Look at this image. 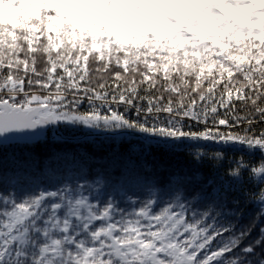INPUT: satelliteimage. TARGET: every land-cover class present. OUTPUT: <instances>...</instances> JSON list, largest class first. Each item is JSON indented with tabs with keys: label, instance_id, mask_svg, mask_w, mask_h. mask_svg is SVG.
<instances>
[{
	"label": "snow or ice",
	"instance_id": "1",
	"mask_svg": "<svg viewBox=\"0 0 264 264\" xmlns=\"http://www.w3.org/2000/svg\"><path fill=\"white\" fill-rule=\"evenodd\" d=\"M98 2L42 0L56 11L44 12L48 33L74 22L69 8ZM191 3L215 37L191 67L62 51L31 26L0 32V264H264V226L253 238L256 222L237 228L228 210L247 174L259 191L244 194L264 216V35L231 43L245 26L264 33V0ZM201 142L253 160H228L207 181L164 162ZM212 159L223 167L227 157Z\"/></svg>",
	"mask_w": 264,
	"mask_h": 264
},
{
	"label": "clouds",
	"instance_id": "2",
	"mask_svg": "<svg viewBox=\"0 0 264 264\" xmlns=\"http://www.w3.org/2000/svg\"><path fill=\"white\" fill-rule=\"evenodd\" d=\"M103 7L105 12L112 14L109 18L114 21L115 30L99 32L94 29L96 40L107 46L103 38L110 33L114 37L113 50L119 48L133 61L157 57L159 63L175 65L179 60L183 66L187 60L191 67L193 63H200V57L191 53L203 54L204 46L215 38L197 15L204 6L193 4L191 0H112ZM0 11L5 22L26 18L25 13H28L26 5L15 6L12 0L0 5ZM185 51L189 53L187 57Z\"/></svg>",
	"mask_w": 264,
	"mask_h": 264
},
{
	"label": "trees",
	"instance_id": "3",
	"mask_svg": "<svg viewBox=\"0 0 264 264\" xmlns=\"http://www.w3.org/2000/svg\"><path fill=\"white\" fill-rule=\"evenodd\" d=\"M105 4H110L112 0H104ZM28 13H25L26 18L24 17H18L15 21L13 22H5L3 19V13L0 11V32H2L5 36H7L10 33H16L20 34L23 31H25L29 26L32 28H35L38 30V34H44L45 36V42H47V36L51 35L52 40L54 43L57 44H62V51L67 50L70 52H78L79 46L84 45L86 46L87 49H92L94 41H96L98 44L96 49H101L105 52L108 51V49H111V54L113 57L120 56L123 58L125 56V52H122L119 50V48H116L115 51L113 50L112 46V39L114 37L110 36H105L103 39L107 41V46L103 42L97 41L94 39V37L89 36L87 29H81L79 27H75L68 24H63L60 26L59 31H53L51 33H48L47 31V25L49 21H47L44 18V12L47 11L49 15H51L53 18L56 16V11L54 8H46L42 6V0H30L29 5H27ZM19 12H24V9L20 8L18 10ZM106 21L99 22L100 27L97 28L99 32L101 30H106V29H114V21L110 19L111 13L106 12ZM23 25L24 27H21ZM52 27L55 29L57 28V25L55 23L52 24ZM258 35H264V33H261L259 28H255L254 30H245L244 32L240 33V38L233 39L231 43L236 46H243V45H259L260 41L256 38ZM91 41V43H89ZM73 44L76 45V48H73ZM210 45V42L208 43ZM213 46L214 45H210ZM253 51H255V48H253ZM187 52V51H185ZM194 52V51H193ZM84 108L87 107L85 104L83 106ZM88 151L90 153H93V149L91 146H87ZM37 152L40 153L41 155L46 154L45 149L37 147ZM7 151V150H6ZM197 151H203L206 153V159L202 164H198L194 161L192 158ZM216 151H221L225 153L227 159L223 162V167H219V163L214 161L212 159L214 153ZM187 153H181V155L177 158L169 159L167 161H164L169 167L173 169H180L185 172H187L189 175H195L197 173L202 174L203 176V181H207L210 178H215V175L217 172L220 174H223L225 170L228 167V160L234 159V158H239L242 154L244 155V158L246 160H249L252 162L253 158L249 157L248 153L245 151L241 153L240 151H236L233 149H229L225 146H213L209 144H203L200 143L199 146H193L187 149ZM97 156H104L106 153L105 152H95L94 153ZM259 158V153L256 154V158L258 160ZM148 163H152L151 158L148 159ZM215 165V167H214ZM101 165L98 163H91L92 168H98ZM85 171H87V166H85ZM68 175H77L76 170H71L70 172L66 173ZM165 179H167V173L162 174ZM49 180L53 179L52 176L48 177ZM245 183L240 186V190L237 192H231L229 194L230 201L232 198L237 199L239 202L236 204H233L229 202L228 204V210H234L237 213H239V218L237 219L236 217H231L236 224L237 228L240 227H246V226H251L253 222H256V226L252 231V237H256L259 228L261 226H264V216L259 217L257 219L258 213L260 212L261 206L259 204V201L256 197H253L251 195H245V192H258V188H254L252 184L247 183V174H245ZM3 181H0L2 183ZM88 183H92V179L89 178ZM261 187H264L262 185ZM200 184H196L193 186V188L189 192V197L191 198L192 194L199 190ZM137 191L140 190V187L137 186L136 188ZM147 193H145L146 195ZM167 198V197H165ZM202 210V209H201Z\"/></svg>",
	"mask_w": 264,
	"mask_h": 264
},
{
	"label": "rangeland",
	"instance_id": "4",
	"mask_svg": "<svg viewBox=\"0 0 264 264\" xmlns=\"http://www.w3.org/2000/svg\"><path fill=\"white\" fill-rule=\"evenodd\" d=\"M9 2V0H0V5ZM15 6L18 5H29L30 0H12ZM106 6L104 0H99L95 7L92 8H82V7H71L68 10V13L65 15L64 19L67 21L70 18L73 19V23H69L72 26L79 27L81 29H87L88 34L92 33V37L95 38V33L93 32L94 29L97 30L100 27L99 22L106 21V12L104 11V7ZM55 9V8H54ZM20 10V8H17ZM246 11L248 9H245ZM258 11V9H257ZM2 12V11H1ZM64 24H68L67 22ZM80 25V26H77ZM255 28H250L249 26H245V30H254ZM244 30V31H245ZM243 31V32H244ZM104 32V30H101ZM99 43L94 41L93 46L97 47Z\"/></svg>",
	"mask_w": 264,
	"mask_h": 264
},
{
	"label": "water",
	"instance_id": "5",
	"mask_svg": "<svg viewBox=\"0 0 264 264\" xmlns=\"http://www.w3.org/2000/svg\"><path fill=\"white\" fill-rule=\"evenodd\" d=\"M201 143H204V142H201ZM205 144V143H204ZM214 146H219V145H217V144H214Z\"/></svg>",
	"mask_w": 264,
	"mask_h": 264
}]
</instances>
